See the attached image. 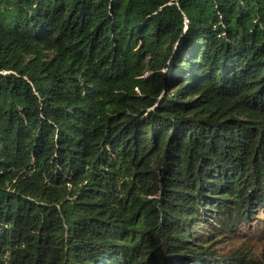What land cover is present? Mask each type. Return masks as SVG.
<instances>
[{
	"label": "trees",
	"instance_id": "16d2710c",
	"mask_svg": "<svg viewBox=\"0 0 264 264\" xmlns=\"http://www.w3.org/2000/svg\"><path fill=\"white\" fill-rule=\"evenodd\" d=\"M260 215L264 0H0V264H253Z\"/></svg>",
	"mask_w": 264,
	"mask_h": 264
},
{
	"label": "rangeland",
	"instance_id": "374dc122",
	"mask_svg": "<svg viewBox=\"0 0 264 264\" xmlns=\"http://www.w3.org/2000/svg\"><path fill=\"white\" fill-rule=\"evenodd\" d=\"M260 217L264 219V215H260ZM255 224H257L256 221ZM259 224L261 226L260 228L254 225L252 231L244 230L246 233L243 236L230 235V238L221 237V239L215 243V248L219 252H227L229 249L237 247L241 250L248 251L249 255L254 260L253 264H264V222ZM204 226L207 229L209 228L206 225Z\"/></svg>",
	"mask_w": 264,
	"mask_h": 264
}]
</instances>
